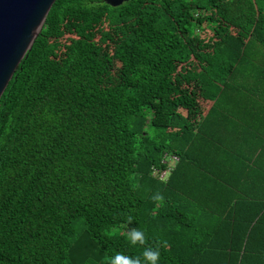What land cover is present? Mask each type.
I'll use <instances>...</instances> for the list:
<instances>
[{
    "label": "trees",
    "instance_id": "1",
    "mask_svg": "<svg viewBox=\"0 0 264 264\" xmlns=\"http://www.w3.org/2000/svg\"><path fill=\"white\" fill-rule=\"evenodd\" d=\"M239 79L264 0H56L0 98V264H264V175L206 131Z\"/></svg>",
    "mask_w": 264,
    "mask_h": 264
},
{
    "label": "crops",
    "instance_id": "2",
    "mask_svg": "<svg viewBox=\"0 0 264 264\" xmlns=\"http://www.w3.org/2000/svg\"><path fill=\"white\" fill-rule=\"evenodd\" d=\"M228 86L206 123L209 141L214 142L209 146L228 159L224 163L218 159L216 165L225 169L226 177L257 171L264 175V80L239 79Z\"/></svg>",
    "mask_w": 264,
    "mask_h": 264
},
{
    "label": "water",
    "instance_id": "3",
    "mask_svg": "<svg viewBox=\"0 0 264 264\" xmlns=\"http://www.w3.org/2000/svg\"><path fill=\"white\" fill-rule=\"evenodd\" d=\"M56 0H0V98ZM116 7L127 0H104Z\"/></svg>",
    "mask_w": 264,
    "mask_h": 264
},
{
    "label": "clouds",
    "instance_id": "4",
    "mask_svg": "<svg viewBox=\"0 0 264 264\" xmlns=\"http://www.w3.org/2000/svg\"><path fill=\"white\" fill-rule=\"evenodd\" d=\"M155 199H160L157 195ZM129 222L131 217L128 218ZM130 240L133 244L139 242L144 243V233L135 227H131L129 231ZM145 260L141 262L137 258H131L120 253H116L114 256L109 258V264H158L159 251L153 250L152 248H146L143 252Z\"/></svg>",
    "mask_w": 264,
    "mask_h": 264
},
{
    "label": "built area",
    "instance_id": "5",
    "mask_svg": "<svg viewBox=\"0 0 264 264\" xmlns=\"http://www.w3.org/2000/svg\"><path fill=\"white\" fill-rule=\"evenodd\" d=\"M164 175V174H163Z\"/></svg>",
    "mask_w": 264,
    "mask_h": 264
}]
</instances>
